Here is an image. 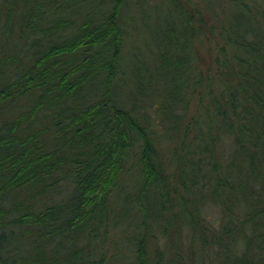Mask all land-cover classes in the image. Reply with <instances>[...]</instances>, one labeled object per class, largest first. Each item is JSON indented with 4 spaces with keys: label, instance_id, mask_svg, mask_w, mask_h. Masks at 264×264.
I'll return each instance as SVG.
<instances>
[{
    "label": "trees",
    "instance_id": "trees-1",
    "mask_svg": "<svg viewBox=\"0 0 264 264\" xmlns=\"http://www.w3.org/2000/svg\"><path fill=\"white\" fill-rule=\"evenodd\" d=\"M0 264H264V0H0Z\"/></svg>",
    "mask_w": 264,
    "mask_h": 264
},
{
    "label": "rangeland",
    "instance_id": "rangeland-1",
    "mask_svg": "<svg viewBox=\"0 0 264 264\" xmlns=\"http://www.w3.org/2000/svg\"><path fill=\"white\" fill-rule=\"evenodd\" d=\"M236 10H237V8H235L234 6H230V11H236ZM207 55H208V54H207V51H205V56H206V57H209V56H207ZM207 212L210 213V217H212L214 214L217 213V210H216L215 208L212 207L211 210L208 209Z\"/></svg>",
    "mask_w": 264,
    "mask_h": 264
}]
</instances>
